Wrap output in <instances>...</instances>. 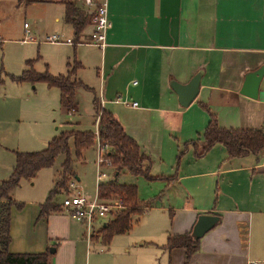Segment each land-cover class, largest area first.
Returning <instances> with one entry per match:
<instances>
[{
    "label": "crops",
    "instance_id": "crops-1",
    "mask_svg": "<svg viewBox=\"0 0 264 264\" xmlns=\"http://www.w3.org/2000/svg\"><path fill=\"white\" fill-rule=\"evenodd\" d=\"M15 1L16 9L31 13L35 26L45 24L51 30L58 26L62 35L73 38L60 36L63 44L73 47L77 59L73 62L95 71L97 87L78 78L82 69L74 80L92 92L99 107L111 112L151 159V176L166 178L151 182L150 188L158 192L148 199L152 205L132 218L133 230L143 216L159 211L133 258L123 261L113 254L112 240L103 244L106 252L96 264H264V154L231 158L217 144L200 155L211 119L227 130L264 132V78L257 100L241 94L246 77L264 66V0H92V7L85 0H72L87 15L107 4L111 27L105 48L92 42V24L75 39L63 0ZM25 30L31 35L29 26ZM82 47L89 52L83 54ZM35 63L32 70L37 73ZM74 63H67V73ZM28 70L26 65L24 72ZM196 76H200L199 94L183 107L172 85H188ZM76 113L75 99L68 114ZM98 117L96 132L90 131L96 135ZM105 168L109 169L100 166L99 176L105 175ZM127 175L122 172L117 183L136 185L145 202L140 193L145 178L129 175L138 185L120 182ZM98 182V187L103 184L99 177ZM12 200V254H51L55 249L50 264H83L82 247L86 245L89 254L91 243L99 241L89 242L87 237L85 241L80 226L85 224L73 219L62 201L52 203L59 207L57 212L42 216L47 199ZM203 215L217 216L220 223L199 241V250L186 263V250H168V238L192 233ZM110 222H102L101 241V231Z\"/></svg>",
    "mask_w": 264,
    "mask_h": 264
},
{
    "label": "rangeland",
    "instance_id": "rangeland-1",
    "mask_svg": "<svg viewBox=\"0 0 264 264\" xmlns=\"http://www.w3.org/2000/svg\"><path fill=\"white\" fill-rule=\"evenodd\" d=\"M14 3H16L15 0H0V182L8 180L11 176L16 164V153H39L47 149L54 138L60 137L65 132L74 129L96 132L97 129V125L94 123L96 113L94 112L92 92L83 88L77 91L75 97L77 113L72 115L61 107L59 89L49 87L42 82L19 84L12 80L11 77H21L26 68V62L36 60L38 56L41 58L35 63L34 69L38 74H44L46 65H48L49 73L53 77L66 75L67 63L73 64V61L77 60L74 58L72 46L46 42L47 36L52 35L70 38L65 34L62 35V32L57 30L58 26L52 30L45 24L35 26L31 13L20 8L16 9ZM24 24L30 27L31 35L25 33ZM80 49L83 54L89 52L86 47ZM91 68L86 64L85 69L80 70V76L78 73V78H82L81 81L95 88L97 87L96 74ZM76 123L80 125L74 126ZM69 147L72 158H74L75 151L72 140L69 142ZM64 161L65 157L59 156L51 168L38 172L32 179H22L19 187L12 191V197L18 202L45 201L48 199L56 182L60 179ZM74 171L76 178L80 180V182L76 181L78 192L88 198L95 199L100 174L97 143L83 153V160L75 163ZM102 172L106 176L102 178V183L108 179H113L110 168L108 170L105 168ZM76 178H71L68 181L65 190H59L60 194L55 201L57 200L60 204L64 198L76 194L71 188V183ZM142 180H144L145 185L143 186L141 183L140 186L141 199H146L145 202H147L158 192L154 193V190L150 188L151 182L146 181V179ZM120 182L137 184V181L129 175L120 177ZM110 203L107 204L113 206V212L117 215L122 208L114 206V202ZM158 212L156 210L151 211L147 216L141 218L132 231L115 236L110 246L112 253L123 261L129 257L133 258V254L139 250L140 245L145 241V237L150 235V230L155 226L156 219L154 216L159 214ZM80 226L86 241L88 232L85 226L82 224ZM99 231L100 226H96L91 240L92 242L99 241L98 243H91L89 254H87L86 245L82 247L83 264L89 262L96 264V261L101 259L103 253L106 252V246L100 240Z\"/></svg>",
    "mask_w": 264,
    "mask_h": 264
},
{
    "label": "trees",
    "instance_id": "trees-1",
    "mask_svg": "<svg viewBox=\"0 0 264 264\" xmlns=\"http://www.w3.org/2000/svg\"><path fill=\"white\" fill-rule=\"evenodd\" d=\"M31 0H20L27 3ZM66 7V22L73 27L75 39L79 40L84 30L92 24L93 14L87 15L81 11L72 0H63ZM79 43V42H77ZM35 61L27 62L28 71L21 77H12L14 82L22 83H45L49 87H55L60 91L61 107L70 113L74 109L77 90L88 88L81 82L72 80L77 72L83 67L75 62L66 76L53 77L46 71L38 74L32 70ZM96 115L99 116L97 135L90 131L65 132L60 137L54 138L47 149L39 153H16V164L8 180L0 182V264H50L51 254H12L9 251L11 244L10 223L11 209L15 205L12 200V191L19 187L22 179H32L38 172L51 168L59 156H64L60 179L42 207L41 215H50L57 212L59 207L52 204L59 196L60 191L67 187L71 178H76L74 166L76 162L83 160V153L93 147L98 141L100 148L105 150L104 163L102 166L114 170L111 181L100 184L98 196L101 200L115 202L122 208L114 220L106 224L102 229V242L109 245L117 235L129 233L134 225L132 220L135 216H142L152 201L143 202L138 196L136 185H121L116 179L122 172L132 177H143L149 182L163 180V177L151 176L152 161L142 151L141 147L131 139L114 115L99 107L98 101L94 100ZM205 145L200 155L205 154L217 144L223 145L229 157H245L248 155L260 156L264 154V132L262 130H241L220 128L214 119L209 124L203 135ZM73 141L75 157L72 158L69 142ZM193 144H196L195 142ZM77 179V178H76ZM169 181H172L169 180ZM60 190V191H59ZM182 248L186 250L187 260L199 250V241H194L191 232L184 235L169 237L167 249Z\"/></svg>",
    "mask_w": 264,
    "mask_h": 264
},
{
    "label": "built area",
    "instance_id": "built-area-1",
    "mask_svg": "<svg viewBox=\"0 0 264 264\" xmlns=\"http://www.w3.org/2000/svg\"><path fill=\"white\" fill-rule=\"evenodd\" d=\"M86 6H94L92 0H85ZM93 31L90 34L92 42L100 47L105 48L107 33L111 27L110 21L108 19V7L107 4L99 5L94 10L93 16ZM28 26L25 25V29ZM47 43L50 44H63L65 41L59 35H53L46 39ZM67 44H71V41H66ZM137 83H135L136 85ZM133 106L137 107L135 103ZM105 150L99 149V165L102 166L104 163ZM105 175H100L99 179L104 178ZM71 188L76 192L74 196L66 197L62 201V207L66 208L70 212V216L85 224L86 230L88 232L87 239L90 242L93 237V233L96 230V226H103L102 222H109L116 217L113 212V206L101 201L98 197L95 199H89L86 196L78 192L77 182L71 183ZM111 204V203H110ZM117 208H121L118 203L113 204ZM114 214V215H113Z\"/></svg>",
    "mask_w": 264,
    "mask_h": 264
},
{
    "label": "water",
    "instance_id": "water-1",
    "mask_svg": "<svg viewBox=\"0 0 264 264\" xmlns=\"http://www.w3.org/2000/svg\"><path fill=\"white\" fill-rule=\"evenodd\" d=\"M264 78V66L257 71L248 75L245 79L241 94L245 97L257 100L259 96V87ZM173 90L179 96L181 106L188 107L197 98L200 90V76H196L188 85L181 86L179 84L172 85ZM220 223V218L212 215L200 216L192 230L191 236L194 241H200L211 230ZM51 254L55 253V249L50 250Z\"/></svg>",
    "mask_w": 264,
    "mask_h": 264
}]
</instances>
